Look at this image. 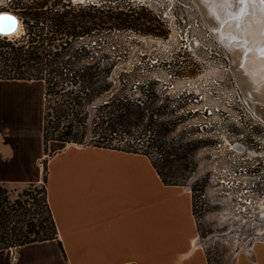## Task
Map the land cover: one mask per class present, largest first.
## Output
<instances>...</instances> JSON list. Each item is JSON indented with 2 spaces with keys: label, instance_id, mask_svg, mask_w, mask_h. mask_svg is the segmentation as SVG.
Wrapping results in <instances>:
<instances>
[{
  "label": "crops",
  "instance_id": "crops-1",
  "mask_svg": "<svg viewBox=\"0 0 264 264\" xmlns=\"http://www.w3.org/2000/svg\"><path fill=\"white\" fill-rule=\"evenodd\" d=\"M39 82L0 80V184H40L45 161L58 240L0 250V264H208L190 189L165 185L148 157L56 141L45 152ZM233 264H264V242Z\"/></svg>",
  "mask_w": 264,
  "mask_h": 264
},
{
  "label": "rangeland",
  "instance_id": "rangeland-1",
  "mask_svg": "<svg viewBox=\"0 0 264 264\" xmlns=\"http://www.w3.org/2000/svg\"><path fill=\"white\" fill-rule=\"evenodd\" d=\"M16 1L18 0H0V13H11L22 24L20 34L8 37L7 40L19 38L25 33L22 20L14 9L13 3ZM25 1L30 4L32 0ZM69 1L74 6L93 2L117 4L126 11L132 7L140 17L148 16L152 19L150 24L155 29L149 34L140 29L106 31L99 38H81L75 45L85 47L98 43L109 59L119 62L123 73L137 69L136 86L132 90L128 89L127 93H133L141 99L148 90L154 95L151 109L156 112L163 107L166 111L164 120L168 123L167 135L159 140L154 133L158 143L147 151L163 174H177L171 180L190 189L198 222L199 244L212 264H233L239 253L246 251L257 239L264 236V103H254L256 108L252 110L262 117L263 122L258 117L255 123L243 121L239 126L225 122V127L230 132L226 140L231 147L221 136L222 133L213 138L206 136L204 131L200 136V128L206 130L205 126L209 127L212 122L205 121L198 113H187L188 107L194 104L195 95H192L194 97L190 102V97L182 89L187 78L195 79L207 70H214L212 58H209L202 47L196 52L197 58L184 52L191 36L202 40L204 47L210 46L205 39L206 24L193 1ZM170 1L175 4L173 10H170ZM172 12L175 17H172ZM2 38L0 37V41ZM214 73L216 72L212 74ZM170 74L175 78L177 91L168 96L166 87L170 85ZM147 80H151L152 87L145 86ZM39 84L40 86L29 87L37 98L44 94V83ZM181 92L183 96L178 99L177 95ZM248 102L249 100V105ZM249 107L252 109V104ZM154 119L158 121V118ZM154 131L157 132L158 129L154 127ZM161 141L165 143L163 147H160ZM125 142L126 139L122 146ZM236 144L243 147V152L233 149ZM187 145H191L190 151L187 150ZM177 154L184 160L175 163L171 168L165 166L166 160L178 161ZM41 165L44 178L46 162L42 161ZM240 170L242 174H233ZM27 188L29 186L19 191L6 189L11 199H15ZM32 189L36 201L41 205L44 198L43 179Z\"/></svg>",
  "mask_w": 264,
  "mask_h": 264
},
{
  "label": "trees",
  "instance_id": "trees-1",
  "mask_svg": "<svg viewBox=\"0 0 264 264\" xmlns=\"http://www.w3.org/2000/svg\"><path fill=\"white\" fill-rule=\"evenodd\" d=\"M13 5L25 33L0 41V80L44 83L45 152L48 143L56 141L142 154L165 185L183 186L171 180L177 174H163L147 151L158 143L154 133L159 140L167 135L168 123L163 107L156 112L151 109L154 95L148 90L141 99L127 93L136 86L137 69L123 73L119 62L109 59L98 43L75 45L81 38H99L106 31L140 29L149 34L155 29L152 19L140 17L132 7L126 11L105 2L74 6L69 0H32L30 4L18 0ZM145 86L152 87L151 80ZM164 145L161 141L160 147ZM176 158L166 160L165 166L171 168L184 160L179 154ZM46 173L47 169L41 205L33 195V184L15 199L0 184V250L58 240L47 200Z\"/></svg>",
  "mask_w": 264,
  "mask_h": 264
},
{
  "label": "built area",
  "instance_id": "built-area-1",
  "mask_svg": "<svg viewBox=\"0 0 264 264\" xmlns=\"http://www.w3.org/2000/svg\"><path fill=\"white\" fill-rule=\"evenodd\" d=\"M174 5L170 1V10H173ZM172 14V17H175L174 12ZM205 39L210 45L209 48L203 46L202 40L191 36L187 45L184 47V52L197 58L196 52L202 47L209 58H212V67L216 73L212 74L214 71L207 70V72L205 71V73L199 74L195 79H186L185 86L182 89L183 93H187L190 99L194 97L192 95H195V99H193L194 104L192 103L188 107L187 113H198L205 121L212 122L209 127L205 126L206 130L200 128V136L204 131L206 136L213 138L218 137L222 133L221 136L225 139L228 146L231 147L230 143L226 140L229 138L230 132L225 127V122L227 121L226 123L239 126L243 121L255 123L258 118L247 104L246 99L236 83L233 76L234 65L230 54L226 52L207 26ZM174 83L175 78L170 74V85L166 87L168 96H170V93L177 91L176 84ZM183 93L181 92L180 95H177V98L181 99ZM190 102H192V99ZM241 172V170L238 172L234 171L233 174H242ZM262 242H264V236L257 239L253 244Z\"/></svg>",
  "mask_w": 264,
  "mask_h": 264
},
{
  "label": "bare ground",
  "instance_id": "bare-ground-1",
  "mask_svg": "<svg viewBox=\"0 0 264 264\" xmlns=\"http://www.w3.org/2000/svg\"><path fill=\"white\" fill-rule=\"evenodd\" d=\"M83 1V0H79ZM195 4L196 8L199 11V15L203 18L206 26L210 31H212L215 38L224 45H227V40L230 43L233 42H241V43H232L231 46V57L234 64V76L238 83V86L244 94V98L246 101L249 100V105L252 104V110L256 107L253 105L254 103H264V59L259 56L258 49L264 45V40L260 36V32L253 31L251 34V38L249 42H246L248 48L253 52L250 57V61L248 62V67L246 70L242 67L241 59L244 56V50L239 47L244 45L242 41L246 39H242L240 33L236 30V25L243 22V20L247 19H234L233 15L239 10L240 4H237L234 0H192ZM236 3V4H235ZM0 15H15L7 12H1ZM219 23H224L227 25L226 28H221ZM241 30H246L250 27V23L244 24ZM22 24L18 20V24L16 29L8 35L9 38L14 36H18L21 32ZM226 38H222V37ZM244 38V36H243ZM236 40V41H235ZM247 41V40H246ZM239 45V46H238ZM249 75H248V73ZM247 73V74H246ZM255 112V111H253ZM256 114V113H255ZM256 116L259 120H262L260 115ZM264 123V122H263ZM241 146V145H240ZM239 145L234 146L233 149L238 152H243V148ZM238 147V148H237Z\"/></svg>",
  "mask_w": 264,
  "mask_h": 264
},
{
  "label": "water",
  "instance_id": "water-1",
  "mask_svg": "<svg viewBox=\"0 0 264 264\" xmlns=\"http://www.w3.org/2000/svg\"><path fill=\"white\" fill-rule=\"evenodd\" d=\"M90 1H96V0H90ZM234 1H236V3L239 4V0H234ZM246 12H247V14L245 15V17L247 19H245V17H244L245 20H243L242 23H240V24H238V25L235 26L236 27V30L240 33V35L242 34L241 35V38L247 40V41L246 40L245 41H242V43H244V45H242V46L239 47L240 49H243L244 50V56L241 59L242 67H243L244 70H246L247 67H248V65L250 64V63L248 64V62L250 61V57L249 56H251L252 53H253L248 48V45L246 43V42H249V40L251 38L252 32L253 31H257V33L260 32V36L264 40V11H262L261 5L258 2H250L248 4V7H247ZM9 16H12V15H9ZM12 17H14V16H12ZM14 18H15V21H16V25L14 27V30H15L16 27H17V24H18V18L17 17H14ZM247 23H250V27L247 30H246V28L243 29V30H241L242 28H244L242 26H245L244 24H247ZM219 24H220V27L221 28H226L227 27V25L224 24V23H219ZM243 36H244V38H243ZM0 37L8 38V35L0 34ZM222 38H226V37L224 36ZM233 41L234 40H232V42L230 43V41L228 42V40H227V43H228L227 45H224L220 41V44L223 46V48L226 50V52H228V54H230V56H231V50H232L230 45H232V43H236V44L241 43V42H238L237 43V42H233ZM248 75H249V73H248ZM233 76H234V69H233ZM234 78H235V76H234Z\"/></svg>",
  "mask_w": 264,
  "mask_h": 264
},
{
  "label": "snow or ice",
  "instance_id": "snow-or-ice-1",
  "mask_svg": "<svg viewBox=\"0 0 264 264\" xmlns=\"http://www.w3.org/2000/svg\"><path fill=\"white\" fill-rule=\"evenodd\" d=\"M250 2H258L261 5L262 11H264V0H239V10L234 13L233 18L240 20L247 14L246 10ZM16 25L15 18L9 15H0V34L9 35L14 30ZM259 56L264 59V45L259 49Z\"/></svg>",
  "mask_w": 264,
  "mask_h": 264
},
{
  "label": "flooded vegetation",
  "instance_id": "flooded-vegetation-1",
  "mask_svg": "<svg viewBox=\"0 0 264 264\" xmlns=\"http://www.w3.org/2000/svg\"><path fill=\"white\" fill-rule=\"evenodd\" d=\"M237 145H239V144H236L235 146H237ZM240 146V145H239ZM241 148H243L242 146H240ZM238 148V147H237Z\"/></svg>",
  "mask_w": 264,
  "mask_h": 264
}]
</instances>
